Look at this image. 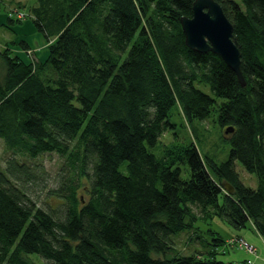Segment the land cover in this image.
I'll return each instance as SVG.
<instances>
[{
    "label": "trees",
    "instance_id": "obj_1",
    "mask_svg": "<svg viewBox=\"0 0 264 264\" xmlns=\"http://www.w3.org/2000/svg\"><path fill=\"white\" fill-rule=\"evenodd\" d=\"M193 1L31 6L34 26L50 41L44 60L0 50V138L13 152L0 169V264H34L29 253L46 264H234L216 257L229 245L210 226L213 218L243 239L250 224L264 236V0H216L240 43L245 86L217 54L185 45L180 17L191 15ZM197 83L223 99L218 123L233 128L228 158L202 157L193 141L156 157L147 146L173 127L174 105L186 121L213 109L216 100ZM17 152L64 156L86 176L89 200L79 205L76 186L69 187L62 219L57 209L44 210L26 191L44 167ZM235 161L257 175L256 188L240 180ZM176 162L188 164V179ZM192 205L212 237L201 253L181 254L172 237L200 228Z\"/></svg>",
    "mask_w": 264,
    "mask_h": 264
},
{
    "label": "rangeland",
    "instance_id": "obj_2",
    "mask_svg": "<svg viewBox=\"0 0 264 264\" xmlns=\"http://www.w3.org/2000/svg\"><path fill=\"white\" fill-rule=\"evenodd\" d=\"M1 1L2 0H0V16L5 15L6 17ZM236 1L240 2V0ZM35 3L36 0H28L27 7H25L24 4L22 5V2H18L16 5L10 7V11L7 13L8 17L13 20L11 22L7 21V18L1 16L3 20L0 23V50L9 49L11 53H18V50L21 48L20 41L26 40L31 44V46H36V41L42 39L40 32L36 29L31 19V17H34V14L30 11V8L31 6L35 5ZM16 11H20L22 15L18 16ZM23 20L30 24L32 28L31 32L28 31V29L23 25ZM14 27H22V29L16 30ZM45 42L46 47L44 51L46 52L48 42L50 41L45 40ZM129 47L130 45H128L127 49ZM24 52H26V58H32L34 57L33 55H36V53L29 49H25ZM39 55H41V52H39V54L36 56ZM122 56H125V52L122 54ZM40 60L43 61L44 57L42 59L40 58ZM33 61H35V58ZM197 87H199L205 93L211 95L216 100V103L213 105V109L211 110L209 116L205 119L194 118L191 121H186V119L181 114L179 106L177 104L174 105L170 109L168 116L169 121L173 123V127H170L164 131L158 137V140L154 146H147L148 150L156 157H164L166 149L173 143L185 145L193 141L195 142L202 157L208 156L216 163H220L228 158L231 149V143L228 138L230 132H225L226 128H222L218 123L217 105L223 101V99L215 96L207 84L197 83ZM74 142H72V144ZM11 155H13L12 150L6 148L4 140L0 138V169L4 168L5 160ZM15 157L18 160L25 161L27 163L42 164L44 167V172L40 174L36 181L26 184V191L28 195L37 203V205L44 210L50 211L54 208L57 209L56 212H54L57 218L62 219L64 217L66 203H68V200L64 197L70 192L69 187L76 186L75 194L81 199L79 205L85 204L89 200V194L86 191L88 186L86 176H81L78 175V173L71 171L68 168V162L64 156H61L57 152H46L33 159L29 158L25 154L17 152ZM172 166L180 167L182 178L188 179L190 177V169L186 162H176L172 164ZM235 169L239 174L240 180L246 186L252 188L257 187L258 180L255 173L245 170L239 161H235ZM57 193H60L62 196L56 195ZM192 209L194 213L198 215L199 220L195 222V225L200 227L198 228L199 231L198 229L186 232L184 231L172 237L174 249L181 254H191L193 252L201 253L206 249L204 243H206V241L210 240L212 237V234L205 231V229L208 228V225H206L204 222L205 219L204 216H202L203 212L201 209L196 205H192ZM221 223L228 227L223 221H221ZM210 226L214 228L212 221H210ZM245 230L261 239V243L263 244L264 236L260 234L257 235L249 226L245 229H242L241 233H243ZM242 239L243 238L239 236L228 237L226 243L229 246H225V248H222L221 246L219 247V252L216 255L217 259L238 264L243 260L250 258L254 264V255L245 252L246 250H243L239 245L247 248V250L253 252V254L254 252L256 253V249L250 243L248 238ZM244 241L245 243H243ZM222 249L225 251L221 252ZM27 257H29L34 262V264H46L45 260L36 253H29L27 254ZM256 264L261 263L256 262Z\"/></svg>",
    "mask_w": 264,
    "mask_h": 264
},
{
    "label": "water",
    "instance_id": "obj_3",
    "mask_svg": "<svg viewBox=\"0 0 264 264\" xmlns=\"http://www.w3.org/2000/svg\"><path fill=\"white\" fill-rule=\"evenodd\" d=\"M180 24L189 49L217 54L233 70L240 85H246L240 67V43L232 22L216 0H194L191 15L181 16ZM232 130L229 126L225 132ZM223 187L228 193L232 192L229 183L223 182Z\"/></svg>",
    "mask_w": 264,
    "mask_h": 264
},
{
    "label": "crops",
    "instance_id": "obj_4",
    "mask_svg": "<svg viewBox=\"0 0 264 264\" xmlns=\"http://www.w3.org/2000/svg\"><path fill=\"white\" fill-rule=\"evenodd\" d=\"M27 1L28 0H2L1 3L3 4L6 17H5V15H1V16L7 18V20H8V13L7 12L9 11V8L16 5V3H18V2H22V5L24 4V6L27 7L28 6ZM1 16H0V23L3 20V18H1ZM23 25L28 29V31H30V32L32 31V28L27 21L23 20ZM7 28H9V27H7ZM14 29L21 30L22 27H14ZM41 38L42 39L36 41V46H31V44L29 42L24 40V42L26 41L25 43L27 44V49L36 53V55H38L39 52H41V55H39V56L33 55L34 57L31 58L32 60H34V58H35V60L40 59V58L42 59L43 57L45 58L46 52L44 51V49L46 47V42H45V39L43 38L42 35H41ZM24 51H25V49L20 48L18 50V54L25 57L26 52H24ZM44 52H45V54H44ZM212 222L214 224V228L220 233L221 237H223L224 239H227L230 236H235V233L233 231H231L228 227L224 226L218 218H216V217L213 218ZM249 227L252 228V230L257 235H259L256 232L255 228H253V226H251V224L249 225ZM245 231L243 233H240V235L244 238H248L250 243L256 249V253H254V259H255L254 264H256V262L264 264V242L262 244L261 239H259L257 236L253 235L249 231H246V232ZM221 232H222V234H221Z\"/></svg>",
    "mask_w": 264,
    "mask_h": 264
},
{
    "label": "built area",
    "instance_id": "obj_5",
    "mask_svg": "<svg viewBox=\"0 0 264 264\" xmlns=\"http://www.w3.org/2000/svg\"><path fill=\"white\" fill-rule=\"evenodd\" d=\"M16 13L18 14V16L19 15H22L21 13H20V11H16ZM243 240V239H242ZM240 243V242H239ZM243 243H245V241L243 242ZM240 247H242V245H239ZM242 248H245V247H242ZM246 250H247V248H245ZM248 251V250H247ZM254 251H255V249H254ZM249 252H251V251H249ZM253 253V252H252ZM255 253V252H254ZM247 264H253L252 263V261L251 260H247V262H246Z\"/></svg>",
    "mask_w": 264,
    "mask_h": 264
},
{
    "label": "bare ground",
    "instance_id": "obj_6",
    "mask_svg": "<svg viewBox=\"0 0 264 264\" xmlns=\"http://www.w3.org/2000/svg\"><path fill=\"white\" fill-rule=\"evenodd\" d=\"M10 11V10H9Z\"/></svg>",
    "mask_w": 264,
    "mask_h": 264
}]
</instances>
